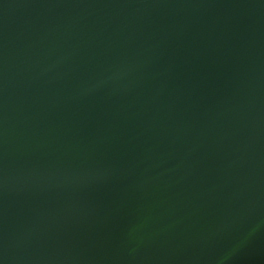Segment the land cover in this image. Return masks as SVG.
Instances as JSON below:
<instances>
[{
	"label": "water",
	"instance_id": "1",
	"mask_svg": "<svg viewBox=\"0 0 264 264\" xmlns=\"http://www.w3.org/2000/svg\"><path fill=\"white\" fill-rule=\"evenodd\" d=\"M0 264H264V0H0Z\"/></svg>",
	"mask_w": 264,
	"mask_h": 264
}]
</instances>
